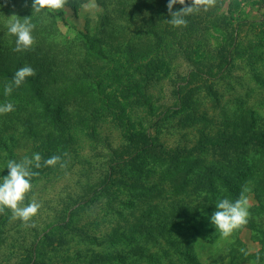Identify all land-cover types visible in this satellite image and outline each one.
I'll return each mask as SVG.
<instances>
[{
    "label": "rangeland",
    "instance_id": "rangeland-1",
    "mask_svg": "<svg viewBox=\"0 0 264 264\" xmlns=\"http://www.w3.org/2000/svg\"><path fill=\"white\" fill-rule=\"evenodd\" d=\"M166 1L95 0L98 10L86 11L81 5L89 0H77L76 9L68 4L60 9L62 16L59 11L48 9L49 14L41 21L46 34L33 36L32 46L36 48L35 53L48 54L51 63L50 75L44 76L40 85L42 89L54 99L57 91L61 95L60 86L67 82L68 75L77 77L88 71L95 83H101L100 91L121 103L124 117L133 125L118 122L112 114L102 111L93 119L82 120L89 117L91 107L85 101L77 104L68 101L64 105L63 125L67 138L59 156L65 166L57 164L41 171L32 168L38 175L31 179L32 189L22 206L35 201L41 207L28 225L14 219L10 209L5 208L0 214V264H76L78 251L83 253L81 259H84L80 264H89L86 258L92 252L100 253L103 248L92 244L91 240L82 241L73 232L75 228L96 235L128 229L136 223L139 212L135 214V210L148 196L146 190L152 183L160 182L165 201H168L173 197L170 179L184 172L190 161H203L204 165H197L204 173L230 158L225 150L202 146L205 147L206 139L215 137L218 131L231 127L242 107L255 112L256 125L264 120V0H223L220 8L217 7L222 0H216L207 11L201 9L187 16L192 21L187 20V27H173L167 22L171 16L162 14L167 3L160 12ZM190 4L191 0H186V5ZM31 5L32 0H0V56L6 54L7 45L13 41L8 33L7 19L13 15L26 18L24 14ZM130 5H148L149 10L127 18L120 10ZM191 23L200 24L194 30L189 26ZM164 31L166 34L162 33ZM196 46L198 57L192 52ZM220 47L225 49L227 57H232L231 65L227 60L223 66V60L216 54ZM254 55L260 58L255 59ZM205 59H208L205 63L212 64L210 67L199 64ZM151 62L157 64V80L143 92L152 108L138 106L133 99L123 100V86L127 76L131 77L132 65ZM24 66L28 64L18 58V64L12 69L17 71ZM195 71L198 74L191 77ZM92 84L83 81L75 86L80 93L91 97L96 95ZM6 85L0 79V95L4 98L0 99V104L12 102L15 110L0 114V134L6 137V143L0 145V182L5 176L7 162H21L25 157L40 153V138L45 131L52 130L51 117L32 101L25 87H13L11 95L5 96ZM179 89L187 92L185 106L181 105V96H176ZM21 108L31 110L33 122L38 123V129L43 128L44 133L34 137L22 134L24 128L14 120L22 112ZM7 119L14 122L4 125ZM126 133L151 136L155 154L141 153L136 158L137 146L129 147ZM248 155L257 159L260 154L252 151ZM114 157L121 162L120 166L116 167L106 190L93 194L92 189L99 190L97 187ZM261 159L264 166V158ZM130 179L135 185L132 190L127 185ZM140 182L144 186L135 188ZM240 182L243 184L236 192L237 198L242 188L249 189L245 193L249 201L248 221H263V217L252 213V209H260L251 191L255 189L253 182L244 183L243 179ZM224 186L235 187V183L223 185V189ZM218 200H213L215 206ZM67 208L75 210L70 219L65 215L70 213ZM249 225L248 222L227 238L218 233L216 245L206 242L193 245L200 264H230L229 257L221 250L223 244L230 241L235 243L232 253L237 257L242 253L240 249L251 256L264 251L256 240L258 234ZM176 229L174 227L173 235ZM232 237L234 240H230ZM150 246H146L147 251L160 253L159 249L165 244L161 243L157 250ZM190 247L175 249L173 257ZM116 248L124 247L116 245L112 250ZM127 249L130 248L123 250ZM257 260L255 263L249 259L243 264H264V260ZM139 264L146 263L141 260Z\"/></svg>",
    "mask_w": 264,
    "mask_h": 264
},
{
    "label": "trees",
    "instance_id": "trees-1",
    "mask_svg": "<svg viewBox=\"0 0 264 264\" xmlns=\"http://www.w3.org/2000/svg\"><path fill=\"white\" fill-rule=\"evenodd\" d=\"M76 2L77 0H68L67 4L71 8L76 9ZM168 2L169 0L164 3L160 12ZM223 4L222 0L217 8H220ZM182 7V5L176 4L173 7V11H178ZM231 7L232 5L229 4V8ZM143 10H149V6L130 5L128 9H124V11L120 10V12L126 13L127 18L130 16V18H132L138 16ZM32 11V7H27L26 13L24 14L26 17L32 16L31 22L35 25L32 31V36H45V25L41 23V21L49 14L48 9L46 8L39 13L33 14ZM57 11H59L58 14L62 16V12L60 10ZM162 14L163 16H169L168 9L163 11ZM220 16L223 15L220 14ZM169 18L171 19V17ZM185 19L192 22L190 17H185ZM61 20L65 21L64 18ZM199 24L200 23H191L189 26L195 30L196 26ZM162 33L166 34V31ZM10 36L13 39L12 44L7 45L6 54L0 56V79L6 84L12 83L13 77L16 73V70H13L12 66L18 64V58H22L28 66L35 70V75L26 78L25 82L20 87H25L32 101L40 105L42 110L51 117L50 124L52 130L50 132L45 131V135H42L40 138L42 139L39 147L42 156V167L36 170H46L48 167L43 166V160L48 159L53 155L61 154L64 149L67 133L63 125L64 115L62 108L68 101H70V103L72 102V104L85 101L91 105L90 109H88L89 117H83L82 120L85 118L93 119L97 116V112L102 111L105 114H112L113 118L118 122H125L127 125H133L129 118L124 117L125 111L122 110L121 103L113 101L109 94L100 91L99 85H101V83H95V80L91 78L88 71L78 74L77 77H71L68 75L66 77L67 82L60 86L61 95L59 91H57L53 99V95L44 91L40 86L44 76L47 77L50 75L51 63L48 61V54L43 53L40 55V51H36V55V48L34 47L23 52L14 51V53H10L16 46V37L13 35ZM82 36L85 35L82 34ZM231 39L233 40L232 37ZM196 48L197 46L192 52L198 57L199 54L196 51ZM234 48H236V45ZM134 54L135 56H138L136 53ZM216 54L223 60V66L226 65L227 60L228 65H231L232 57H227L228 54L225 53L223 47H220V49L218 48ZM253 57L255 59L260 58L255 55ZM207 60L208 59H205L204 62L199 61V64L205 66V68L210 67L212 64L205 63ZM134 64L135 65H132L129 73L131 77L127 76L126 82L123 86L122 98L123 100L133 99L138 106L152 108V103L143 90H146L156 82L157 77L155 76V70L157 69V64L155 62H151L150 64ZM220 66L221 65H219V68ZM207 69L210 70V68ZM57 73L62 74L61 72ZM197 74L198 71H195L194 73H191L190 76L193 77V75L196 76ZM83 81L94 83L92 86L93 91L96 93L95 96L89 97L80 93V90H77L75 85ZM13 87H15V85H13ZM206 89L211 90V87H206ZM175 93L176 96H181V105L185 106L188 103L186 96L187 92L182 93L179 89ZM0 99L3 100L4 98L0 95ZM242 108L243 110L241 109V112L235 118V123H233L231 127L218 131L215 137H209L206 139L204 144L205 147L202 146V148L211 146L221 149L222 151L225 150L227 156L230 157L227 159L228 161H220L221 163H218L219 166L214 167L212 170H205L203 167L206 171L204 173L202 167L199 168L201 164L204 165L203 161H190L188 168L184 172L175 174L170 179L173 197L168 201H165L163 194L164 190L161 189L160 182L152 183L146 190L148 196L142 200V203L139 206L141 210H139V208L135 210V214H138L139 212L138 217H136V223L131 225L128 229L124 228L116 232L102 233L101 235H96V233L93 232H84L78 228L73 230L82 241L91 240V242H93L92 244L103 248L100 253L92 252L90 256L86 258L87 260L89 259V264H139V261L141 260L146 264H200L199 257L195 255L192 246L195 244L197 245L199 242L216 245L217 234L220 232L216 230L210 222L211 214L216 210L214 201L227 198L234 202L237 198L236 192L240 190L239 186H242L243 184L240 182V179H243L244 183L247 181L253 182L255 189H251V191L253 196L255 195L254 198L258 202L260 209H252V213L257 214L259 217H263V221L256 223L253 221L248 222L250 224L249 228L258 234L256 240L262 246V249H264V166L262 165L261 159L264 158V120L261 124L256 125L255 112L250 108ZM21 110L22 112L20 115L16 116L14 120L15 122H18L19 126L24 128L25 131H22V134H29L34 137L39 133H44V129L42 128L43 130H39V124L33 122L34 116L32 115L31 110L28 111L24 108H21ZM226 117L227 116H225V118ZM14 120L11 121L7 119L4 122V125L12 123ZM225 122H227V119ZM138 125L140 126V123ZM5 139L6 137L0 134V145L6 143ZM126 139L129 147L137 146L135 147V150L138 149V156L136 158L140 157L141 153L147 155L149 153L153 154L154 152L155 154L156 147H153V139L151 136L143 135L141 133H126ZM252 151L260 154L256 157L257 159L248 155V153ZM231 155H235V158H231ZM223 158H226L225 154L223 155ZM109 164L104 179L99 187H97L99 190L92 189L93 194L104 192L106 190L108 181H111L110 179L116 167H119L121 162L114 157L110 160ZM197 164L200 165L198 166ZM6 175H8V169L5 170V176ZM132 183H134L133 180L130 182V185L127 184L131 190L132 187L135 186ZM220 183L222 186L228 185L229 183H235V187L224 186L225 189H223ZM143 186V183L140 182L135 188H141ZM205 193L206 195H202ZM143 205H145V208L142 207ZM78 207H80V205ZM66 210H70L69 215L67 213L65 214L66 217H69L70 219L75 210L71 211V209L68 208ZM174 227H177L175 235H173ZM230 240H234L233 237ZM161 243L165 244V247L159 249ZM148 244L151 245L150 247H152V249H159L161 252H152L150 249L147 251L146 246ZM116 245H120L124 248L128 247L130 249L123 250L124 248H116L112 250ZM182 246L191 247L188 251L174 258L173 255L176 253V250H179ZM106 248H108L109 251H106ZM234 248L235 243L232 241L224 243L221 248V250H223L222 253L226 254V257H229L230 264H243L244 262L249 261V259L250 261L257 263V258H259V260H264L263 250L258 251V253L255 254L256 257L255 255L245 256L243 253L237 257L232 253ZM110 250L112 251L110 252ZM82 255L83 253L78 251L76 264H80L84 261V259H81Z\"/></svg>",
    "mask_w": 264,
    "mask_h": 264
},
{
    "label": "clouds",
    "instance_id": "clouds-1",
    "mask_svg": "<svg viewBox=\"0 0 264 264\" xmlns=\"http://www.w3.org/2000/svg\"><path fill=\"white\" fill-rule=\"evenodd\" d=\"M68 3V0H32V14L39 13L43 9L60 10ZM216 0H191L190 5H186V0H169L167 4L168 14L171 19L167 22L173 27H187L185 17L198 12L201 9L207 11L214 6ZM180 4L183 7L178 11H173V7ZM82 8L86 11L98 10L99 6L95 0H89L88 3L82 4ZM32 17V16H31ZM31 17L19 18L16 15L7 19V29L10 35L16 37L15 52H23L29 50L35 43L32 31L35 25L31 22ZM35 75V70L30 66L21 67L16 71L12 83L7 84L4 88V95L10 96L13 91V85L20 87L28 77ZM15 110L12 102H4L0 104V114L11 113ZM42 156L40 153H34L31 158L25 157L23 161L16 162L9 160L7 162L8 175L2 178L0 182V214H3L5 208L10 209L13 218L19 219L23 224L28 225L34 216L37 215L41 205L35 201L22 206L25 196L32 189L31 179L38 175L33 172L32 168L40 169L42 167ZM61 163V156L53 155L43 160V166L54 167ZM247 187L242 188L239 197L233 202L227 198L218 200L216 210L211 214L210 222L218 230L222 237H230L235 230H238L248 223L249 201L245 193L248 192ZM202 195H206L202 194ZM35 226V225H31ZM240 251L247 256L248 253L244 249Z\"/></svg>",
    "mask_w": 264,
    "mask_h": 264
}]
</instances>
